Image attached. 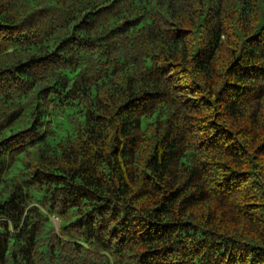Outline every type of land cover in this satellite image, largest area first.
Instances as JSON below:
<instances>
[{"label":"trees","instance_id":"16d2710c","mask_svg":"<svg viewBox=\"0 0 264 264\" xmlns=\"http://www.w3.org/2000/svg\"><path fill=\"white\" fill-rule=\"evenodd\" d=\"M0 264H264V0H0Z\"/></svg>","mask_w":264,"mask_h":264}]
</instances>
